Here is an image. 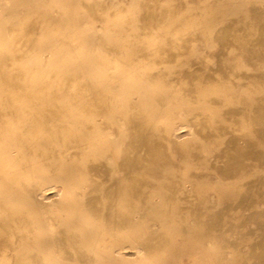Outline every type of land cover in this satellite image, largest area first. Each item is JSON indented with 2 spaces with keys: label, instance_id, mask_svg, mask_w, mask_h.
Masks as SVG:
<instances>
[{
  "label": "bare ground",
  "instance_id": "6f19581e",
  "mask_svg": "<svg viewBox=\"0 0 264 264\" xmlns=\"http://www.w3.org/2000/svg\"><path fill=\"white\" fill-rule=\"evenodd\" d=\"M185 1L173 0L171 10L161 0H141L143 10L139 32L118 43L108 40L109 36L103 31L93 40L94 48L81 58L75 57L72 51L64 53V48L69 49L74 42L80 46L92 42L90 34L75 28L76 20L73 17L65 16L67 27L59 31L56 25L59 17H53L43 6L30 13L27 7L29 0L8 1V9L0 17V39L6 45L0 53V264H54L47 255L53 245L68 260L85 261V255L91 257L89 249L80 247L76 235L78 231L66 222H59L60 215L52 208L54 203L67 205V200L63 198L66 187L82 190L85 210L93 213L100 228H105L107 234L111 235L115 227L123 228L136 212L126 206L116 211L111 209L115 194L129 196L132 205V196L138 195L144 181L142 178L156 175L162 170L163 161L168 159L167 144L178 154L184 151V146L176 141L177 134L171 135L172 125L162 115L164 99L172 93L167 85H174L176 94L188 96L192 101L209 102L214 106L222 103L215 71L205 67V63H202L205 69L202 68L197 61V54L189 52V57L180 58L181 64H184L169 77L171 81L166 80L165 74L159 75L156 69L144 65L147 61H169L189 50L190 34L183 30L181 23L168 33L171 45L165 47L156 39V34L152 32L153 22H150L151 18L174 14H180L181 22H184L186 12H193V9L190 11L184 7ZM17 5L24 8L22 15L15 16ZM83 8L91 19L101 22L106 15L114 16L121 12V7L115 10L105 0H86ZM256 10H260L264 17V7H256ZM198 13L194 11V14ZM259 24L254 34L251 33V27L231 34L228 32L230 27L224 25L212 34L217 39V44H214L218 45L214 52L217 55L218 76L230 81L236 76V70L229 65L236 59L226 57L224 47L227 45H236L238 53L245 56L248 64L264 61V18ZM234 27L238 28V25L234 24ZM59 37H63L64 42L57 45L56 39ZM54 47L56 49L50 50V54L44 52L46 48ZM108 63L116 66L111 72L106 68ZM247 78L259 84L264 80V72L255 70ZM116 79L119 88L112 91L111 82ZM195 79L199 81L195 83ZM197 84L202 86L196 90ZM140 95L142 98H137ZM153 97L156 99V108L149 113L146 107L151 105ZM252 110V117L256 122L260 121L259 125L264 129V99L257 101ZM114 111L123 114L124 130L121 134L112 122ZM231 111L228 107L223 114L229 117ZM156 117L163 119L161 122L155 121ZM209 124V118L204 115L195 122L205 140L221 142L219 157L229 160V165L220 167L221 171H245L249 161H239L259 157L251 149L245 148L244 151L240 135L223 137L222 132L218 134L211 130ZM253 124L256 125L255 122ZM106 127H111L114 135L109 136ZM163 127L168 129L163 130ZM261 134L264 133L261 131ZM104 135H108L106 146L103 145ZM161 137L170 139V143ZM106 153L111 154L112 164L106 161ZM112 166L117 167V172H113ZM47 182L52 183L45 186ZM171 188L181 187L178 185L174 188L171 185ZM48 192L51 194L48 195ZM100 192L106 199L102 198ZM24 196L29 197L28 203L23 202ZM38 206L55 220L54 232L51 237L42 234L41 240L30 241V236L36 235L33 224L39 223L32 210ZM165 242L164 236H157L148 230L139 241L112 247L111 251L117 255H109L108 258L126 262L135 253L157 251ZM260 253L262 259L264 249Z\"/></svg>",
  "mask_w": 264,
  "mask_h": 264
},
{
  "label": "rangeland",
  "instance_id": "374dc122",
  "mask_svg": "<svg viewBox=\"0 0 264 264\" xmlns=\"http://www.w3.org/2000/svg\"><path fill=\"white\" fill-rule=\"evenodd\" d=\"M8 1L10 2V0H0V17L8 9ZM85 1L41 0L38 2L29 0L27 7L28 10H31L28 12L31 13L43 6L53 17H59V22L56 24L59 31H63L67 27L65 16H71L76 20L74 24L77 30L92 36V42L87 46H80L74 42L69 49L64 48V53L72 51L77 58L85 56L89 50L94 48L93 40L103 31L109 36L107 37L108 40L118 43L128 40L129 36L139 32L142 22L140 14L143 10L141 0H114L113 2L112 0H105L115 10L121 7V12L114 16L106 15L103 22L93 20L88 16L83 8ZM172 1L161 0L164 6L171 10L173 9L171 7ZM186 1L184 7L187 10L191 9L190 11L193 9V12H186L187 18L184 22H181L180 14L151 18L150 22H153L152 32L156 34V39L162 42L165 47L171 45V40L167 38L168 33L173 32L181 23L183 30L190 34L189 50L169 61L157 63L147 61L144 65L156 69L155 71L159 75L165 74L166 80L171 81L170 78L173 73L179 71L184 64H181L180 58L185 59L191 53L197 54L199 65H202L204 69L205 67L211 68L210 70L216 73L215 77L219 80L218 90L223 100L221 105L214 106L209 102L189 100L188 96L176 94L175 86L168 84L167 87L172 93H169L170 95L166 96L165 99L163 98L162 108L164 112L162 115L164 120L172 125L171 135L177 134L176 138L178 139L176 141L182 147L184 146V151L178 154L170 144H167L166 148L169 154L167 153L168 159L163 161L162 170H159L156 175H146L142 178L144 181L139 187L138 195L132 196L134 199L132 205L129 196L124 197V193L115 194V201L111 204V209L116 211L126 206L125 208L129 207L136 212L131 215L123 228L115 227L111 235L107 234L105 228H100L93 213L85 210L86 205L82 190L67 186L63 195V198L67 200V205L54 203L52 208L54 211H58L59 222H66L72 226L71 228L78 231L76 235L80 247L85 250L89 249L92 254L91 257L85 255V261L68 260L63 258L53 245L49 248L47 255L51 257L54 264H264V257L260 259V252L264 249V243H262L264 242V202H262L264 201V163H262L264 162L262 161L264 160V134H261V131L264 133V129L260 127V121L256 122L252 117L253 105L264 99L262 97L264 96V80L259 84H254L247 78V75L255 70L264 72V61L248 64L245 62V56L238 53L236 45H227L224 47L226 57L236 59L233 64L229 63L236 70L234 79L236 81L218 76L216 72L217 55L214 53L218 49V45H216L217 39L212 36L217 32L216 29L223 25L230 27L228 32L231 34L243 30L244 27H251L253 29L252 34L257 32L259 23L264 17H262L260 10H256V7H264V2H262L264 0ZM171 10L169 13L172 12ZM196 10L199 11L198 14H194ZM24 12L21 5L16 6L15 16L22 15ZM234 24L238 25V28H235ZM56 40L57 45L61 41L64 42L63 37ZM125 47L129 48V46ZM5 48V41L0 39V53ZM54 49L56 48H46L44 52L50 54V50ZM207 62L211 65H208ZM202 63H205V67ZM115 67L112 63L106 64V68L110 72ZM198 81L195 79L194 82L197 83ZM111 83L113 86L111 90L117 91L119 88L117 79ZM200 86L202 84H197L196 90ZM137 98L140 99L142 96ZM147 98L150 96L147 95ZM244 102L246 104H243ZM155 103L156 99L153 97L152 103L146 107V111L152 113L156 108ZM228 107L232 111L229 117H226L223 113ZM183 109L187 112L185 113ZM122 115V112L114 111V121L112 120L120 134L124 130ZM202 115L209 118L211 130L218 134L222 132L223 137L230 134L240 135L244 151L245 148L251 149L252 152L259 155L257 158L249 157L239 161L245 163L249 161L246 164L247 170L234 173H225L220 170V167L229 165V160L219 157L222 151L221 142H211L200 135V130L196 127L195 122ZM163 118L156 117L155 121L161 122ZM167 129L163 127V130ZM157 130L160 131L161 129L157 128ZM105 131L109 136L114 135L111 127H106ZM186 131L188 132L186 133ZM108 135L103 136L104 146L108 142ZM166 139V137L162 138L163 141L170 143V139H167L168 141ZM105 158L108 163L112 164L110 153H106ZM112 170L114 173L117 172V167L112 166ZM51 183L47 182L45 186ZM171 185L174 188L180 185L181 188L173 190ZM47 190L49 191V189ZM47 194L50 195L51 192ZM100 194L103 199H106L103 192ZM60 196H62L61 193ZM24 197L23 202L28 203L29 197ZM126 201L127 204H130H128L129 206ZM34 209L32 214L35 219L39 220V223L36 225L32 223L36 235L30 236L29 240L39 241L42 239V237L40 238L42 234L51 237L54 232L55 220L40 206ZM148 230L153 231L157 236H164L166 238L165 246L162 245L157 251L151 253H135L129 256L126 262L111 261L108 258L109 255H117L111 251L112 247H118L129 241H139L144 237L145 231ZM8 258L7 260H9Z\"/></svg>",
  "mask_w": 264,
  "mask_h": 264
}]
</instances>
